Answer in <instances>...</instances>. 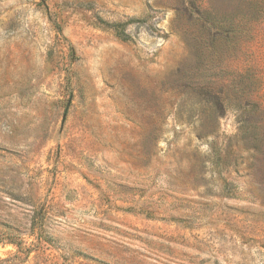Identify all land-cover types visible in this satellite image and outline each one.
Here are the masks:
<instances>
[{
  "label": "rangeland",
  "instance_id": "1",
  "mask_svg": "<svg viewBox=\"0 0 264 264\" xmlns=\"http://www.w3.org/2000/svg\"><path fill=\"white\" fill-rule=\"evenodd\" d=\"M0 264H264V0H0Z\"/></svg>",
  "mask_w": 264,
  "mask_h": 264
}]
</instances>
